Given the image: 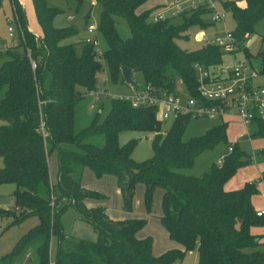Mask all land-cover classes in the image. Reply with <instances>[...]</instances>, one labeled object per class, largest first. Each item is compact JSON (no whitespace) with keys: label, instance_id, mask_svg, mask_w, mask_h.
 I'll list each match as a JSON object with an SVG mask.
<instances>
[{"label":"trees","instance_id":"obj_1","mask_svg":"<svg viewBox=\"0 0 264 264\" xmlns=\"http://www.w3.org/2000/svg\"><path fill=\"white\" fill-rule=\"evenodd\" d=\"M76 1L80 7L85 0ZM149 1L96 0L102 7L99 33L107 43L104 61L100 62L94 47L84 38L79 42L83 45L80 51L75 43L64 42L78 34L74 26L55 25V18L64 9L48 0H32L41 28L35 34L28 25L25 6L20 0H11L24 38L19 34L18 43L3 53L5 59L0 66V156L4 161L0 186L16 184L15 205L1 208L0 213L13 216L11 224L30 216H37L39 222L17 241L11 253L0 258V264H14L26 256L28 264H49L54 237L58 241L56 264H178L191 250L198 252V264H264L261 239L250 230L253 225L264 224V217L256 215L251 200L257 192L255 184L249 182L235 190L225 188L234 172L251 161L245 159L238 145L234 143L220 163H212L201 175L182 171L191 168L201 153L227 140L228 122L184 140L189 117L180 116L163 130L154 107L134 106L130 100L115 97L104 123L95 119L88 127L75 131L76 106L98 88L105 65L113 83L126 82L122 69L129 67L132 73L142 74L145 84L175 89L182 81L197 97L196 64H222L227 52L214 43L190 49L177 42L189 40L188 31L194 25L207 28L213 24L206 18L207 7L191 9L189 15L183 13L182 22L170 18L153 21L151 16L164 9L168 1L142 9ZM224 6L234 17L238 50L248 58L250 54L242 44L264 17V0H228ZM118 17L126 20L130 37L121 36ZM256 57L259 72L264 73V34ZM32 60L37 63L36 69L32 68ZM250 124L254 126L252 137H264L260 112H255ZM126 130L153 132L154 155L137 162L132 153L138 140L120 144V134ZM99 134L105 137L102 146L90 141ZM53 152L58 156L55 175L49 163ZM258 155L264 161V148ZM86 168L98 177L116 175L129 211L139 182L146 186L149 207L155 188L161 187L160 219L170 239L180 245L155 255L153 237L139 236L147 219H114L103 206H88V200L104 195L84 187ZM260 179L264 182V169ZM69 206L97 231L96 240L65 232L62 214ZM34 256L36 262L31 261Z\"/></svg>","mask_w":264,"mask_h":264},{"label":"rangeland","instance_id":"obj_2","mask_svg":"<svg viewBox=\"0 0 264 264\" xmlns=\"http://www.w3.org/2000/svg\"><path fill=\"white\" fill-rule=\"evenodd\" d=\"M169 0H163V2ZM222 4L228 0H219ZM237 1V0H236ZM21 4L24 2L27 22L30 29L34 32H41V28L38 24L35 9L32 0H20ZM48 2L54 6L61 7L64 12L59 14L55 18V25L57 27L74 26L78 30V34L66 39L65 43H75L78 51L83 47L79 43L87 34V23L99 25L101 5L95 0H85L79 7L76 0H48ZM225 7V6H224ZM220 10L224 9L220 6ZM163 11V9L159 10ZM222 11V12H223ZM158 12V11H157ZM155 12V13H157ZM190 10L186 13L190 14ZM225 18L223 21L216 22L207 28H203L201 25L192 26L188 33L190 35L189 40L179 39L177 42L183 48H197L202 43L195 40V33L198 30L205 29L206 34L214 36L216 32H224L226 30H233L235 21L232 12L229 9L225 11ZM154 13V14H155ZM87 14L89 17L86 18ZM174 22H182L181 15L170 16ZM9 23L15 27L18 31L19 24L17 17L15 16L11 0H1L0 4V66L5 59L4 52L11 46L18 43L19 38L16 36V43L9 35ZM117 27L122 37L127 38L131 36L130 28L124 18H117ZM36 34V33H35ZM264 34V17L259 20L255 26L253 33L247 38L246 47L250 54L248 58L244 56L242 50H235L233 52H227L224 56L222 64L233 66L237 61L247 59L253 65V67L260 71L259 60L256 57V53L261 47V37ZM102 47L107 48V43L100 36ZM83 41V40H82ZM133 80L137 82V86L144 84V78L140 72L132 73ZM101 88H106L108 94L103 99L96 102V106L93 107L95 97L93 95L85 96L76 106L75 110V131L76 133L91 125V123L97 119L98 123H104L111 110V100L115 97H126L133 92V88L129 86L127 82L113 83L110 79V74L107 66L100 73ZM255 83L264 85V73H260L255 79ZM179 88L184 97H187L185 86L180 83ZM178 86V85H177ZM100 110H102L100 112ZM100 112L99 116L98 113ZM264 119V109L261 111ZM176 117L171 116L167 120L162 121L163 130H168L175 122ZM228 122L227 140L221 142L212 149H208L201 153L195 160L194 165L191 168L182 170L186 174L201 175L209 166L216 162L219 163L222 156L226 154L231 144L236 143L238 147L245 153V159H249L247 164L239 167L230 179L226 182L225 188L227 190H235L244 186L246 183L253 182L256 186L257 192L252 196V203L256 210L264 209V182L260 179L262 170L264 169V161L258 155V151L264 148V137H252L254 126L253 124L245 125L242 120L237 117H226L222 119H191L186 127L184 133V140H188L194 136L203 135L212 126L221 123ZM1 124V122H0ZM153 132L126 130L120 134L119 141L121 145L126 144L131 139H137L136 145L132 157L137 162L145 161L154 155V149L152 146ZM91 142L100 146L105 144V137L102 134L96 135L90 139ZM50 169L53 175L58 170V156L56 152H53L49 158ZM4 166L3 158L0 156V168ZM83 185L86 189L97 192L104 195L103 198H91L88 200V206H103L107 213L114 219H127V218H145L147 223L145 227L140 231L139 236H152L154 239L153 249L156 255L161 254L170 248L179 246L178 242L170 239L168 231L161 222V215L163 212V189L156 187L153 192L152 204L149 207L145 201V189L146 186L143 182H139L135 189L134 201L132 210L129 211L125 207L123 195L118 187L117 177L112 173H107L98 177L96 173L86 168L83 172ZM16 188L14 183H5L0 186V209L1 208H13L15 205L13 191ZM13 216L2 215L0 213V258L8 253H11L17 243V241L32 227L37 225L39 218L37 216H30L19 224H11L13 222ZM62 223L64 230L68 235H73L79 238H85L88 240H96L98 237L97 231L93 226L80 219L78 211L69 206L62 214ZM251 232L264 238V224L253 225L250 228ZM58 250V241L54 237L51 242V260L56 262ZM198 252L196 250L188 251L183 260L178 264H198ZM30 260L28 257L18 261L19 264H28ZM32 262H36L35 256L31 259Z\"/></svg>","mask_w":264,"mask_h":264},{"label":"built area","instance_id":"obj_3","mask_svg":"<svg viewBox=\"0 0 264 264\" xmlns=\"http://www.w3.org/2000/svg\"><path fill=\"white\" fill-rule=\"evenodd\" d=\"M198 6L209 9L206 18L213 24L221 22L225 18L224 11L226 8L219 0H169L163 11L153 14L151 19L158 21L170 16L176 17ZM220 6L224 11L220 10ZM8 29L13 40L16 36L19 38V34L24 38L20 24L18 31L10 23ZM194 37L200 43H214L225 52H233L239 48L233 30L216 32L214 36H211L206 34L205 29H201L195 33ZM84 40L94 47L96 59L103 62L105 49L102 47L98 25L88 24ZM36 67L37 63L32 60V68L36 69ZM196 70L198 74L197 97L190 94L184 83L180 81L186 88L187 97L182 95L179 84L175 89H170L157 88L151 83H144L142 86L129 84L133 88L132 94L120 98L130 100L134 106L147 105L154 107L157 117L161 121L167 120L171 116L176 118L187 116L190 119H222L223 121L226 117L237 116L247 126L250 124L255 112L261 113L264 109V85L255 83L259 71L247 59L237 61L233 66L219 64L207 67L197 63ZM107 94V89L101 88L100 81L98 88L88 93V95L95 97L92 106L95 107L96 102L103 99ZM233 145L229 146L228 151L233 150ZM256 215L264 217V209L256 210ZM261 246L264 248V238L261 239ZM49 264H56L51 260V252Z\"/></svg>","mask_w":264,"mask_h":264},{"label":"water","instance_id":"obj_4","mask_svg":"<svg viewBox=\"0 0 264 264\" xmlns=\"http://www.w3.org/2000/svg\"><path fill=\"white\" fill-rule=\"evenodd\" d=\"M122 73H123V77H124L125 81L128 84L135 85V81L133 80V77H132V69L131 68L124 67L122 69ZM252 135H254V134H252Z\"/></svg>","mask_w":264,"mask_h":264},{"label":"crops","instance_id":"obj_5","mask_svg":"<svg viewBox=\"0 0 264 264\" xmlns=\"http://www.w3.org/2000/svg\"><path fill=\"white\" fill-rule=\"evenodd\" d=\"M22 2H23V0H22ZM95 2H96V0H95ZM163 2V0H150L146 5H144L143 7H142V9H146V8H151V7H155V6H157L158 4H161ZM23 5H24V2H23ZM35 33H37V32H35ZM37 34H39V33H37ZM86 36V35H85ZM84 36V37H85ZM84 37H82V39L81 40H83V38ZM16 38H14V43H16ZM220 163V162H219ZM254 206V205H253ZM254 208H256V207H254ZM262 239V238H261ZM153 251H154V249H153ZM163 252V251H162ZM161 252V253H162ZM154 254H155V252H154ZM156 255V254H155Z\"/></svg>","mask_w":264,"mask_h":264}]
</instances>
